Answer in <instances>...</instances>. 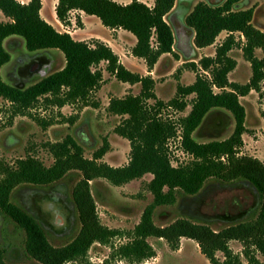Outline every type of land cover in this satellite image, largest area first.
I'll return each mask as SVG.
<instances>
[{"label": "trees", "instance_id": "trees-1", "mask_svg": "<svg viewBox=\"0 0 264 264\" xmlns=\"http://www.w3.org/2000/svg\"><path fill=\"white\" fill-rule=\"evenodd\" d=\"M240 1L224 0L213 5L200 2L184 20V26L194 34L193 44L197 49L213 45L223 32L227 37L216 49L214 58L199 61L201 71L207 75L196 74L192 85L178 86L175 99L169 102V106L184 111L189 105L186 98L194 95L189 114L179 120L180 147L192 160L174 168L168 158L167 142L175 136V127L154 107L147 105L153 100L161 106L153 93L154 81L150 76L140 77L127 71L117 55L102 42L89 45L55 31L40 16L41 0H30L27 4L0 0V13L8 19L0 22V70L10 62V55L4 48V42L9 38H20L28 54L58 51L65 60L61 70L30 86L6 84L0 75V98L10 104L12 116H25L40 100L58 108L86 102L89 94L102 83V72L95 69L100 63L106 64L105 71L116 81L141 86L137 96L111 99L107 107L109 114L122 118L114 131L129 142L126 166L114 168L96 162L107 152L106 144L92 160L85 159L82 148L74 139L66 137L62 143L50 147L53 157L50 167L45 168L37 160L27 158L17 161L13 169L0 171V214L24 232V248L30 258L39 264H90L87 253L94 244L108 245L121 235L100 224L90 183L104 179L119 187L149 174L153 177L148 185L153 201L144 210L139 224L128 233V241L113 251V258L130 264L141 263L155 256L148 239L164 241L172 250H177L180 241L185 239L197 245L209 264H241L239 257L232 253L230 242L241 244L242 255L248 264H264L256 258L259 254L264 259V163L241 155L246 129L245 110L239 101L251 92L262 96L264 32L252 24L253 9H239ZM175 3L176 0H153V6L148 7L141 0H130L127 5L112 0H57L55 16L60 24L69 25L71 13H83L97 18L108 30L130 33L136 39L132 56L143 60L150 71L162 55L173 54L174 36L166 18L172 16ZM76 24L82 27L78 17ZM235 34L243 41H237ZM234 49L241 51L243 60L250 66L251 76L245 85L228 81V75L236 68V61L229 56ZM258 51L261 57L256 55ZM189 67L192 72L197 71L194 63ZM215 112L232 119L231 135L221 141L197 142L193 134ZM69 122L74 121L70 119ZM69 172L81 176L72 191L80 228L70 243L53 247L39 224L13 205L10 196L18 186H46L61 180ZM208 180H215L223 187L246 185L252 189L258 200L256 217L243 222H236L235 217H223L230 225L220 230L211 229L209 222L196 213L166 226L154 224L156 208L174 205L177 193L197 198ZM217 254L223 256L222 261ZM0 264H6L2 252Z\"/></svg>", "mask_w": 264, "mask_h": 264}, {"label": "rangeland", "instance_id": "rangeland-1", "mask_svg": "<svg viewBox=\"0 0 264 264\" xmlns=\"http://www.w3.org/2000/svg\"><path fill=\"white\" fill-rule=\"evenodd\" d=\"M52 1L45 0V5H51ZM112 1L125 5V2L129 3L130 0ZM223 1L176 0L174 11L171 13L174 16L171 20L169 17L166 18V22L171 28L172 22H175L172 28L174 33L183 31L184 35L176 37L179 40V49H174L172 55L162 58L156 68L153 93L157 103H160L161 106H157L153 100L148 101L147 105L154 107L163 119L170 121L175 127V136L167 142L168 158L174 168L186 165L192 160L180 147L179 120L189 114L190 103L193 101L194 95L186 98L189 105L184 111L169 106V102L175 99L178 86L185 87L192 84L196 74L207 75L201 71L198 65L199 61L207 55L215 56L216 49L227 37L222 34L208 49L191 55L187 51L186 44L182 42L187 37V33L181 19L186 18L188 12L200 2L213 5ZM142 2L148 7L153 4V0H142ZM251 8L254 11L258 10L256 24L264 31V0L252 1ZM47 11L46 7L45 14ZM69 18V25L56 23L55 31L69 34L73 40H80V42L89 45L95 41L106 43V40H109L112 42V34L100 24L97 18L86 16V28L83 25L82 27L77 26L75 13H71ZM7 21L8 19L0 13V22ZM235 39L241 41L238 35H235ZM122 41L127 47L130 46L127 39ZM4 48L10 55V62L0 70V75L4 83L12 86L33 85L40 79L61 70L65 65L64 57L58 51L28 54L24 42L20 38L7 39L4 42ZM256 55L261 57L259 52ZM42 56L45 57V64H48V67L41 76L17 78V69L23 62L31 61L30 63L34 64L38 62V57ZM229 56L233 59L241 58L243 60L239 49H234ZM191 57L194 59L190 60ZM191 63L197 66L196 72L190 70ZM105 67V63H100L95 68L102 72V83L98 89L89 94L86 102H77L58 108L46 105L43 100H40L25 116H12L10 104L0 98V171L8 168L13 169L17 161L27 158L37 160L45 168L50 167L53 164L50 147L62 143L66 137L74 139L82 148L85 159L92 160L93 155L106 144L107 152L96 162L114 168L126 166L129 162V142L116 135L114 131L122 118L109 114L107 107L111 99H122L129 95L137 96L141 91V86L138 84L131 86L116 81L105 71ZM178 70H180L179 73H177ZM250 76V68L248 70L246 66L242 65L236 67L228 75V81L245 85ZM262 91L261 97L259 94L251 92L248 96L240 98L239 101L245 110L246 129V133L242 136L244 146L241 155L250 156L264 163V84H262ZM214 92L218 93V90L214 89ZM70 119L74 121L72 124L69 122ZM233 128L232 119L215 112L193 136L199 143L221 141L231 135ZM1 177L2 175H0V179ZM152 178L147 174L141 179L119 187L111 185L104 179L90 183V192L100 224L107 229L121 233L113 238L108 245L94 244L87 253V261L90 264H130L124 260L113 258V251L128 241V233L132 232L139 224L144 210L152 203L153 197L148 189ZM80 180L79 173L69 172L61 180L46 186L21 185L12 191L10 202L28 213L39 224L51 246L62 247L76 237L80 228L72 202V191ZM195 213L201 219L209 222L211 229L220 230L230 225V222L222 219L223 217H235L236 222L254 219L258 213V200L252 189L246 185L223 187L215 180H208L197 198L177 193L174 205L156 208L153 222L156 226L162 227L177 219L195 215ZM24 242V232L7 217L0 214V252H2L6 264H39L26 254ZM148 243L154 249L155 256L136 264H209L192 241L182 239L177 250H172L161 240L148 239ZM229 247L232 253L239 257L241 264H248L242 255L243 248L240 243L230 242ZM217 257L220 261L223 260L221 254H217ZM256 258L260 262L264 261L259 254H256Z\"/></svg>", "mask_w": 264, "mask_h": 264}, {"label": "crops", "instance_id": "crops-1", "mask_svg": "<svg viewBox=\"0 0 264 264\" xmlns=\"http://www.w3.org/2000/svg\"><path fill=\"white\" fill-rule=\"evenodd\" d=\"M16 1L19 2L20 4H27L30 0H16ZM252 1H255V0H252ZM252 1L251 0H241L240 3H239V5H240L239 9H241V10L252 9L251 8ZM141 2H142V0H141ZM129 3H130V1H129ZM129 3L125 2V5H127ZM56 4H57V0H53L51 2V5L48 4V6H46L45 5V0H41V5L42 6H41V10H40V16L46 23L51 25L54 29L57 28L56 23L59 24V22L57 21L56 16H55V6H56ZM152 6H153V4H152ZM46 7L48 8L47 14H45ZM174 8H175V6H174ZM173 11H174V9H173ZM257 12H258V10H255V11L253 10L252 24H253L254 27H256L260 31L264 32L263 30H261L258 27L259 25L257 26V24H256V14H257ZM75 14H76L77 17H79L81 19V23H82L83 27L86 28V22H85L86 15L83 14V13H75ZM188 14H189V12H188ZM173 16L174 15L169 17V20H171ZM184 20H185V18L181 19V22H182L183 25H184ZM174 24H175V22L173 21L172 24H171L172 28H173ZM185 31L187 33V37H185V39H183L182 42H183V44L184 43L186 44V46L188 48L187 51L190 52L191 55H195L196 54L195 52H199L200 50H206V49L209 48V47L203 48V49L195 48V46L193 44V36H194L193 32L191 30H189L188 28H186ZM109 32L112 34V38H111L112 42L109 41V40H106V43H104V44H106L113 51V53L115 55H117V57L119 59V62L122 64V66L127 71H129L131 73L137 74L140 77L150 76L151 79L153 81H155L156 68H157L159 62L162 60V58L170 56V55L169 54L168 55H162L159 58L158 63L153 67V69L148 71L146 65L144 64V62L142 60H140V59H137V58L133 57L132 54H131V50L133 49V47L136 44V39L130 33L125 32L123 30H109ZM172 32H173V36H174V45H173V51H174V49H176V50L179 49V40L176 37L177 36H178V38L181 37V35H184V32L183 31H178V32L176 31L174 33L173 30H172ZM123 34H126V35H123ZM222 34L227 36V33H225V32L221 33L220 35L222 36ZM235 35H238V34H235ZM238 36L240 37L241 41H243V38L240 35H238ZM221 38H224V37H221ZM124 39H127L130 42V46L129 47H127L126 45L123 44L122 40H124ZM78 41L80 42V40H78ZM205 58H214V55L213 54L212 55H207ZM189 59L192 60L194 58L191 57ZM234 60L236 61V67L243 65V66H246V68L249 70L250 66H249V64L247 62H245L241 58L234 59ZM192 84H190V85H192ZM187 86H189V85H187Z\"/></svg>", "mask_w": 264, "mask_h": 264}, {"label": "flooded vegetation", "instance_id": "flooded-vegetation-1", "mask_svg": "<svg viewBox=\"0 0 264 264\" xmlns=\"http://www.w3.org/2000/svg\"><path fill=\"white\" fill-rule=\"evenodd\" d=\"M38 58H39L37 60L38 62L34 64H31L30 63L31 61L23 62L20 68L17 69V74H16L17 78L21 79V78H33L39 75L41 76L47 69L48 64H45V60H46L45 57L42 56ZM38 66H40V68L36 70Z\"/></svg>", "mask_w": 264, "mask_h": 264}]
</instances>
